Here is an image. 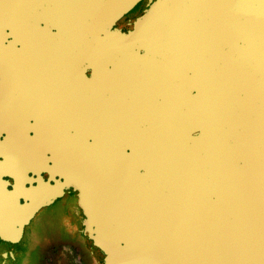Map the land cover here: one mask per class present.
Returning <instances> with one entry per match:
<instances>
[{
    "label": "water",
    "instance_id": "obj_1",
    "mask_svg": "<svg viewBox=\"0 0 264 264\" xmlns=\"http://www.w3.org/2000/svg\"><path fill=\"white\" fill-rule=\"evenodd\" d=\"M142 1L90 0L59 43L78 47L84 76L127 80L113 144L48 150L78 196V243L90 264H264V0H148L128 20ZM47 8L0 0V136L43 124L40 78L58 59L44 32L59 31ZM21 150L0 144V177H20ZM4 187L0 236L18 241L43 202L25 209L19 182Z\"/></svg>",
    "mask_w": 264,
    "mask_h": 264
},
{
    "label": "flooded vegetation",
    "instance_id": "obj_2",
    "mask_svg": "<svg viewBox=\"0 0 264 264\" xmlns=\"http://www.w3.org/2000/svg\"><path fill=\"white\" fill-rule=\"evenodd\" d=\"M26 1L42 4L44 8L48 6L49 12H55L58 5L60 7L65 3V0ZM148 4V0H143L129 13V17H125L131 20ZM48 33L50 37L54 34L58 43L67 40L56 29H50ZM48 48L57 54L58 59L54 61L56 75L40 78L38 111L43 124L38 129L30 125L18 126L10 131V135L4 132L0 136V144H113L112 141L120 136L111 138L113 135L110 136V133L122 132L120 126L117 129L110 127L108 118L122 114L120 109L113 107L123 103L121 87L127 82L125 77L119 76L116 80L103 75L96 78L91 76V70L86 72L89 76H84L83 68L87 63L76 60V46L58 44ZM104 66L105 74L109 65ZM13 85L10 100L21 96L18 91L22 88ZM40 153L42 157L38 160L44 162L43 166L37 162L36 167L40 171L29 170L35 162L30 164L24 154L21 156L24 173L19 178L0 177V184L4 183L9 190H13V184L19 182L22 187L19 198L25 209H30L33 203L43 202L23 228L18 241L5 240L0 236V264H90L92 253L78 243V236L83 232L84 216L78 205L77 193L63 184L64 177L59 174L51 176L47 172L53 161L47 160L50 153L46 150L42 149ZM6 191V188L2 190L4 199ZM0 209V217L8 216V204L1 205ZM35 223L39 224V229L34 231L35 238L27 249L23 243L29 228ZM6 225L9 226L8 223Z\"/></svg>",
    "mask_w": 264,
    "mask_h": 264
},
{
    "label": "bare ground",
    "instance_id": "obj_3",
    "mask_svg": "<svg viewBox=\"0 0 264 264\" xmlns=\"http://www.w3.org/2000/svg\"><path fill=\"white\" fill-rule=\"evenodd\" d=\"M25 2H27L26 0H24ZM90 0H65V3L60 6L61 9H59V5L58 8L56 9L55 12H49L48 10L46 11V14L44 16V20L46 21V23L49 26L55 25L58 26L59 28V33L65 35V36H70L72 37L73 35V30L71 29L72 25H76V23L79 21V17L82 14L83 8H85L87 6V9L89 10V2ZM72 2V3H71ZM59 4V3H58ZM28 5V2H27ZM41 6L44 8V5L41 4ZM83 20H84V14H83ZM87 22V20H86ZM49 29H45V37H50L47 35ZM66 39H69V37H66ZM45 43H47V40H44ZM56 40H53L51 43H54ZM56 44H59L58 42L55 44H51L50 46L54 47L57 46ZM86 47V46H85ZM78 47L76 46L75 49H77ZM87 50V47H86ZM104 63V62H103ZM109 69L112 68V64H109ZM119 126L121 121H118ZM122 129V127H121ZM118 138V137H117ZM19 148H21V152L18 153L17 155V159H14L13 162L15 164V166L18 167L19 169V173L20 171H22L24 169L25 166H23L22 161H21V156L22 155H26V157H28V161L31 163L33 154H36V152H40L42 149L46 150V153H48V150L53 146L55 147L57 144H38V147L36 148V150L30 149V145L29 144H15V146H17ZM9 150V149H8ZM70 149L66 150L64 148H60L59 149V153L60 155H63L64 161L68 160V154ZM37 152V153H38ZM54 158H52L51 156L48 157V161L53 160ZM36 160V159H35ZM25 165V164H24ZM37 162H35L34 165L30 166L29 168L34 169L35 171H40L41 169H38L36 167ZM50 174H52L51 176L60 173L62 176L65 175V172L62 170H59L56 167V163L54 162L53 165H51L48 169V171ZM22 174L24 173L23 171L21 172ZM64 185H66V181L63 183Z\"/></svg>",
    "mask_w": 264,
    "mask_h": 264
},
{
    "label": "rangeland",
    "instance_id": "obj_4",
    "mask_svg": "<svg viewBox=\"0 0 264 264\" xmlns=\"http://www.w3.org/2000/svg\"><path fill=\"white\" fill-rule=\"evenodd\" d=\"M47 35L48 36H50L51 34L50 33H47ZM100 121V120H99ZM111 135H114V132H111L110 133V136ZM117 136H121V134H120V132H117L116 133V137ZM116 137H113V136H111V138H116ZM38 152V151H37ZM36 152V154H33V157H32V159L31 160H33V161H35V162H38L39 161V166H43V164L42 163H44V162H42V161H40V160H38V159H40L42 156V153H40V152H38L37 153ZM36 159V160H35ZM30 230L28 231V233H27V237H26V239L24 240V245H23V247H25V248H27L28 249V247H29V245L31 244V243H33L32 241H33V239L35 238V235H34V231H37L38 229H39V224H34V225H32V227H30L29 228ZM37 233V232H36ZM32 240V241H31Z\"/></svg>",
    "mask_w": 264,
    "mask_h": 264
}]
</instances>
